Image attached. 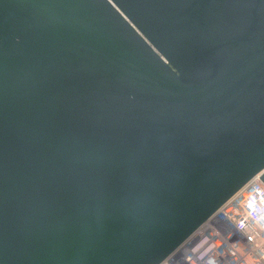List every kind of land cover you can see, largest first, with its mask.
I'll return each mask as SVG.
<instances>
[{"label":"water","instance_id":"1","mask_svg":"<svg viewBox=\"0 0 264 264\" xmlns=\"http://www.w3.org/2000/svg\"><path fill=\"white\" fill-rule=\"evenodd\" d=\"M257 176L264 0H0V264H163Z\"/></svg>","mask_w":264,"mask_h":264},{"label":"built area","instance_id":"2","mask_svg":"<svg viewBox=\"0 0 264 264\" xmlns=\"http://www.w3.org/2000/svg\"><path fill=\"white\" fill-rule=\"evenodd\" d=\"M163 264H264V185L258 176Z\"/></svg>","mask_w":264,"mask_h":264}]
</instances>
